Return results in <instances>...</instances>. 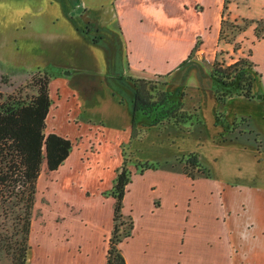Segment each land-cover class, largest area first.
Returning <instances> with one entry per match:
<instances>
[{"label":"crops","instance_id":"crops-1","mask_svg":"<svg viewBox=\"0 0 264 264\" xmlns=\"http://www.w3.org/2000/svg\"><path fill=\"white\" fill-rule=\"evenodd\" d=\"M165 1L115 0L113 8L111 2L109 7L103 6L102 18L106 25L102 34L107 43L96 46L87 43L88 37L79 33L76 25L68 21L71 11L68 6L63 8L59 0V3L31 0L26 11L21 13L25 15L28 29H23L14 42L18 48L16 52L21 54L16 61V70H27L25 77L44 68H69L78 74H109L111 42H114L119 44L121 55L126 58L124 61L127 64L130 62L131 73L146 77L165 74L190 52L197 36L202 35L203 31L212 32L215 25L214 40L218 38L225 0L219 1L214 25L211 19H206L210 9L206 1L193 0L194 5L202 8L201 12H197L192 5L186 9L184 4L187 1H179L183 13L177 22L166 18ZM227 1V14L231 20L264 19V0ZM237 5H241V9L238 10ZM145 22L147 25L143 28ZM96 25L101 30V24ZM254 28L255 25L243 36L251 45V60L261 74L264 57L257 59V47L261 46L264 52V39L257 41ZM69 40L75 45L70 53ZM203 41L204 46H208L204 37ZM90 48H95L94 52L91 53ZM202 51L199 52L201 55L196 56L198 62L195 65H201L199 58H203ZM84 52L87 57L83 55ZM108 92L105 98L111 103V92ZM79 95L81 110H84L82 95ZM104 108L108 109L109 106ZM252 152L246 150L243 153L252 154V166L258 169L259 163ZM183 169L181 167L176 172L161 166L144 174H133L124 198L123 213L134 219L135 227L132 236L120 245L127 264H264V214L255 216V196L258 192L264 194V188L259 185L264 177L257 176V182L256 176L251 173L250 178L245 180L248 183H242L243 186L239 185L236 189L230 188L215 173L211 178L202 175L194 179ZM61 203V208L67 203L72 204L68 201ZM74 208V214H78L79 211ZM113 216L114 205L109 228L106 229L104 222L100 223L104 246L102 264H107L108 245L104 238L111 235ZM67 221L68 217L65 224ZM39 224L38 231L36 225H32L30 245L43 228ZM52 224L55 223L52 221ZM66 229L64 225L59 240L52 243L64 246L63 250L70 252L73 235ZM65 233L71 240L67 241ZM61 238L65 242H59ZM81 248L79 246L74 251L79 253ZM59 253L53 254L56 257Z\"/></svg>","mask_w":264,"mask_h":264},{"label":"rangeland","instance_id":"rangeland-1","mask_svg":"<svg viewBox=\"0 0 264 264\" xmlns=\"http://www.w3.org/2000/svg\"><path fill=\"white\" fill-rule=\"evenodd\" d=\"M82 1V4L88 10L91 7L97 10L101 8L102 10L103 6H110V2L111 8H113L112 4L115 0H103L104 2L101 5H98V3L102 0H96L98 3L93 2V0ZM179 1L181 0H166L164 2V13L167 19L177 22V19L181 18L183 8H181ZM186 1L184 4L186 9H190L192 5L197 12L202 11L200 5L197 4L198 2L196 3L197 5H194L193 0ZM203 1H206L208 8H210L206 19H211V23L214 25L220 0ZM25 4L26 1L9 0L3 2L1 0L0 9H8L9 6L11 11L18 9L23 13ZM240 6L237 5L236 8L239 10L241 9ZM3 11L0 10V17H2ZM224 15L226 16V14ZM24 16L22 14H19V16L14 14L4 15L3 17H10V24L4 25V27L3 20L0 19V93L5 95L13 94L18 89L22 90L23 95L31 96L33 94V91L26 89V86L31 82L32 75L37 71L25 77L27 70L23 72L16 70V61L21 58V54L15 53L14 42L17 40V35L23 32V29H28ZM222 17L223 15H221L220 29ZM133 20L134 23L137 22L135 18ZM146 25L147 23L145 22L143 28ZM135 27H139V25ZM202 33L208 46L200 44L194 52L195 58L200 54L198 52L203 50V58H199L202 70L199 71L198 77H195L193 70L187 77L184 76L182 83L191 87L192 90H189L188 87H183L182 90L187 94L185 104L188 109L190 104L195 106L200 104L202 107L204 124L194 128L189 135L181 134L180 136H175L178 132L175 133V130L169 124L158 126L144 140L143 152L139 158L143 161L148 160L160 163L162 168L178 172L183 167L181 163L182 156L188 154V152L197 151L207 161L206 164L209 165L212 174L215 173L216 176H220L230 188L237 189L239 185L243 186L242 183H248L245 180L250 178L251 173L256 176L255 178L257 176L258 178L260 176L264 177V98L263 96L261 99L256 100L235 98L228 103L224 112L229 113V123L233 124L232 121H234L235 115L249 120V123L241 125L240 129L232 135L223 134L225 131L224 127L214 126L215 114L222 107L215 101L212 93L215 88L210 84L209 66L217 60L225 64H232L240 57H246L252 48L243 34L236 40V42L241 44V48L238 51H235L234 44L221 42L219 38L220 31L218 38L214 40L215 25L212 32L203 31ZM226 45H229L230 48ZM257 48V59H261V57H264V52L261 51V46ZM94 49L90 48L91 53L94 52ZM83 55L87 57L86 52ZM123 60L126 61V58H123ZM257 73L260 74L258 71ZM262 74H264L263 69L261 71ZM90 75L79 74L82 77L78 82L82 93L84 110L82 109L78 112L71 108L65 109L63 104H59L52 109L48 119L46 132H54L58 135L63 133L64 136L69 137L73 141L76 147L64 167L59 170L50 171L46 162L42 166L37 181L38 193L32 216V225H36L37 231L39 223H41L43 228L40 229V233H37L35 239L31 242V264H102L104 246L100 236V223L101 221L104 222L106 229L109 228V223L112 220L113 205L115 204L114 199L104 196V193H108L114 185L115 171L119 164L118 141L126 137L124 128H128L129 118L124 110L125 108L116 103L119 100H114L113 93H111V103H109L105 98L108 96L106 92L103 97L102 95H97L93 88L88 89L86 82ZM178 76L179 74H174L173 78H171L168 75L156 80L160 84H166V86H163L165 90L172 91L179 87L177 82L173 81L180 78ZM95 82L99 83L98 80ZM257 84L258 89L264 93V75ZM55 90L56 85H53V94H55ZM131 93L132 91H130ZM125 96L128 98V95ZM54 99H57L55 95ZM106 105L109 106L108 109L104 108ZM228 109L234 113H230ZM231 115L233 118H231ZM77 117L78 119L76 120ZM79 120L87 121V126L78 125L80 123ZM236 126L239 128V125ZM98 131L100 132L98 133ZM239 131L241 134H239ZM257 133L259 134V143H255L254 140ZM238 135L241 138L240 141L234 139ZM254 149L256 150L255 153L252 152ZM246 150L255 154L256 161L259 163L258 169L252 166V154L243 153ZM134 159L137 158L133 157L132 160ZM132 169L135 170L133 167ZM258 178L256 179L257 182H259ZM259 185L264 188V181ZM255 197V216L264 214V194L258 192ZM63 201L72 202V204L67 203V206L61 208L59 205L63 204L61 203ZM73 205L76 207V211H79L78 214H74L75 208ZM17 210L18 208L15 204L0 206V226L9 230V234H12L10 227L13 224ZM66 217H68V221L65 224ZM138 218L140 220V217ZM52 221L55 224H52ZM88 223L89 225L85 226ZM64 225L67 226L68 230H66L68 233L73 235V242L69 247L70 252L63 250L65 249L64 246L52 243L54 240H59V233ZM65 236L67 241L71 240L66 233ZM110 237L111 235L104 238L108 248ZM61 241L62 243L65 242L63 238L59 242ZM79 246L82 248L78 253L74 249L79 248ZM55 252L60 253L55 257L53 254ZM2 264H10V262L4 261Z\"/></svg>","mask_w":264,"mask_h":264},{"label":"trees","instance_id":"trees-1","mask_svg":"<svg viewBox=\"0 0 264 264\" xmlns=\"http://www.w3.org/2000/svg\"><path fill=\"white\" fill-rule=\"evenodd\" d=\"M227 3L225 0L219 36L221 42L234 44L235 51L240 50L241 44L236 42L237 38L253 25L257 41L264 39V19L231 20L227 14ZM252 55L250 50L246 57H240L232 64H225L219 60L212 63L210 76L215 88L216 101L226 103L233 97L248 100L256 97L255 84L258 77L261 79L262 76L255 69L256 66L251 60ZM26 87L33 91L31 96L23 95L21 89L8 95L0 93V206L15 204L18 208L10 227L12 234L0 226V264L4 261L10 264H31L32 216L42 166L46 162L50 171H57L73 149L69 140L55 133L46 132L51 109L49 79L42 76L34 77ZM146 95V98L141 100L137 98L145 109L167 107L159 122H175L181 124L179 126L182 128L195 120L193 115H187L182 111L181 104H173L166 94H162L158 102H151L150 94ZM192 123L194 122L190 125ZM139 165L137 170L139 174L161 167L159 163L154 162ZM183 168L184 173L194 179L202 175L212 177L195 154L185 160ZM131 180V172L123 166L110 192L115 204L107 264H127L120 245L132 236L135 227L134 219L123 213L124 198Z\"/></svg>","mask_w":264,"mask_h":264},{"label":"flooded vegetation","instance_id":"flooded-vegetation-1","mask_svg":"<svg viewBox=\"0 0 264 264\" xmlns=\"http://www.w3.org/2000/svg\"><path fill=\"white\" fill-rule=\"evenodd\" d=\"M78 10H79V7L77 6H74L71 8L69 17L73 21L72 23L76 25V29L79 31V33H81L82 35H86L87 37L91 39V41L93 42V45H98L101 40L105 39L104 35L102 34V31L99 28L97 29L94 26L95 24H93V21L91 19L87 23L83 22V18L87 14L88 9H84L80 14L76 13ZM88 18H89V14H88ZM81 25L82 26L85 25V26L82 27ZM200 44L204 45L203 35L197 36L195 45L190 50V52L180 61V63L177 66H175L169 72L165 74H162V73L155 74L152 77H146V76L135 75L131 73L132 71H131L130 62L127 64L123 60V57L121 55L122 51H121L119 44L111 42V45H112L111 72L109 71V74H91L90 76H88L87 82H86L87 84L85 83L86 85H88V89L93 88L94 91L98 93L106 92V95L108 91L113 93L112 96L114 100L115 99L119 100L118 102L116 100L115 101L118 105L125 108L124 110L127 112V115L129 118L128 120L129 126L128 128H124L126 132V137H124L121 141H118L119 164L115 171L116 173L115 180L118 174L121 172L123 166H126V168L131 172L132 177H133L134 173H138L137 170L139 169V166H140L139 164L150 162L148 160L146 161L141 160L139 156L143 152V143L145 142L144 140L149 135V133L152 132V130L156 129L158 126H164V125L169 124L171 125V127H173V130H175V133L178 132V134H176L175 136H180L181 134L189 135L193 131L194 128L198 126H202L204 124L203 117H202V107L200 106V104L195 106L189 103L190 106L188 109L185 104V100H186L185 97L187 96V94L184 93L182 90L183 87H188L187 85H185V83L184 84L182 83L183 77L184 76L187 77L188 74H191L190 72L192 70L195 72V74L194 73L193 74L198 77L200 73L199 71L202 70V67L200 65H195V62H198V61L196 60V57L194 58L195 48L196 46H200ZM209 67H210L209 68V74H210L212 65H210ZM174 74L175 75L179 74L178 77L180 78H178L177 80H173L174 82H177L179 87L172 91L165 90L163 86H166V84L165 83L160 84L156 80L157 78H163L164 76H168V75L169 77L173 78ZM38 76L47 77L49 79V93H50V98H51V109H50V113L47 118V123H48V119H49L52 109L55 106H58L59 104L61 105L63 104L64 105L63 108L65 109L71 108L78 112L81 111L79 94L82 95V93L80 92L78 81L81 80L82 77L79 76L77 72H73L69 68L54 69V70L44 68V69H39L36 73H34L32 75V79ZM210 79H211V76H210ZM261 79L258 77V81ZM96 80H98L99 83L95 82ZM257 83L255 84V88H254L256 97L253 100L261 99L262 96L264 98V93H262L258 89ZM210 84H212L213 86L212 79H211ZM53 85H56L55 94L52 93ZM172 85L174 86V84ZM102 86L104 87L102 88ZM188 88L189 90H192L191 87H188ZM130 91H132L131 94H130ZM122 93L123 95H121ZM212 93L216 101L214 91ZM146 94H150L151 102H158L162 94H166L169 100L173 104H176V105L181 104L182 111L185 112L187 115L189 114L193 115L196 121L195 120L190 121L188 122V124H186L182 128L179 126L181 124H177L175 122H171V121L159 122L163 117L164 109H167V107L158 106L155 108L153 107V109L151 110H148L147 108L145 109V106L141 104L139 100L146 98L147 96ZM54 95L57 98L56 100L54 99ZM125 95H128L127 96L128 98H126ZM137 98H139L138 101H137ZM235 98H241V97H233L229 99L226 103H221V102L216 101L219 105H221L222 109L217 111V113L215 114L214 126L224 127L225 131L223 134L226 133L227 135L228 134L232 135L235 131L240 129L241 125H244V123H249V120H246L245 118L239 115H235L234 118L231 115V118H233L234 121H232L233 124L229 123L228 121L229 113L224 112V110H226L225 108L227 107L228 103ZM241 99L248 100L245 98H241ZM230 113H233V112H230ZM78 117L76 118V120L78 119ZM79 122L80 123L82 122V123L81 124L79 123L78 125L87 126V121L79 120ZM191 122H194V123L190 125ZM236 125H239V128ZM99 132L100 131H98V133ZM223 134L221 133L222 136H224ZM239 134H241L240 131H239ZM59 136H62L63 138L69 140L72 143L73 149L69 157L67 158L68 160L71 154L74 153V150H75L74 148L76 146L74 145L73 141L69 137L64 136L63 133L62 135H59ZM236 137L234 139L239 140V141L241 140L239 135ZM254 140H255V143L260 142L258 133L256 134V137ZM192 154H195L198 156L199 162H201V164L212 175V171L210 170L209 165L206 164L207 161L197 151H191V152H188V154L182 156L183 159L181 163L183 164V167L185 166V160ZM133 157L137 159L132 160ZM65 162L63 163V165L65 164ZM132 167L135 168V170H133ZM115 180H114V183H115ZM113 187L109 190L108 193H104V196L110 197V192L112 191ZM111 198L113 199V197Z\"/></svg>","mask_w":264,"mask_h":264},{"label":"water","instance_id":"water-1","mask_svg":"<svg viewBox=\"0 0 264 264\" xmlns=\"http://www.w3.org/2000/svg\"><path fill=\"white\" fill-rule=\"evenodd\" d=\"M1 1V0H0ZM3 2H5V1H9V0H2ZM23 1H26V4H25V9H24V11H26V9L28 8V6L30 5V2H31V0H19V2H23ZM51 1H53V2H57V3H59L58 2V0H51ZM60 2H61V5H62V7L64 8L65 6H68V10H71V8L72 7H74V6H77V7H79V10L76 12L77 14H80L84 9H87L86 8V6H84L83 4H82V0H59ZM93 2H97L96 0H93ZM101 2H104L103 0L101 1ZM101 2H99V4L101 5ZM67 3V4H66ZM98 3V2H97ZM8 6V5H7ZM102 7V6H101ZM105 7H109L108 5H105ZM9 9V10H8ZM8 9L7 8H5V9H0V10H4L3 11V14L1 15L2 17L4 16V15H7V14H10V15H12V14H14V15H19V14H21V12L17 9V10H12L11 11V8L8 6ZM23 11V12H24ZM88 14H89V18H88ZM103 14H104V11L103 10H101V8L100 9H96V10H94V8L93 7H91V9L90 10H88V12H87V14L84 16V18H83V22H85V23H87L90 19L93 21V24H101L100 25V27H101V31H102V33L104 32V24L106 25V23L104 22V20H103ZM0 17V19H2L3 20V27H4V25L5 26H7V25H9L10 24V17L9 18H7V17ZM68 21L69 22H73L71 19H70V17L68 16ZM94 25V26H95ZM82 26V25H81ZM85 26V25H84ZM84 26H82V27H84ZM93 26V25H92ZM97 26V25H96ZM17 36H19V34L17 35ZM86 36V35H85ZM4 38H6V37H4ZM18 38V37H17ZM88 39H89V41H87V43H89V44H93V42L91 41V39L88 37ZM70 41V40H69ZM107 43V41L106 40H101L100 41V43L98 44V46L99 45H101V46H103V44H106ZM73 46H75L74 45V43L72 42V41H70L69 42V53L71 52V50H72V48H73ZM97 46V45H96ZM14 47H15V53H16V45H15V43H14Z\"/></svg>","mask_w":264,"mask_h":264}]
</instances>
